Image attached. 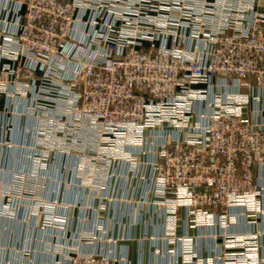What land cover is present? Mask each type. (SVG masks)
<instances>
[{
    "label": "built area",
    "instance_id": "2783aa9c",
    "mask_svg": "<svg viewBox=\"0 0 264 264\" xmlns=\"http://www.w3.org/2000/svg\"><path fill=\"white\" fill-rule=\"evenodd\" d=\"M261 3L0 0V136L14 132L9 116L33 123L25 131L31 144L0 138V151L31 145L35 162L36 149L77 156L76 172L88 170L85 184L99 191L115 164L136 172L149 154L163 240L178 243L181 264H264L253 234L224 232L226 251L204 260L190 238L175 236L181 209L197 227L264 213L254 175L264 170ZM28 171H16L11 185L23 184ZM22 200L29 207L12 201L3 208L13 217L24 206L35 217ZM35 202L40 209L43 201ZM57 219L62 232L67 223ZM93 239L84 232L48 252L63 264H115L80 249Z\"/></svg>",
    "mask_w": 264,
    "mask_h": 264
},
{
    "label": "crops",
    "instance_id": "0c3cea01",
    "mask_svg": "<svg viewBox=\"0 0 264 264\" xmlns=\"http://www.w3.org/2000/svg\"><path fill=\"white\" fill-rule=\"evenodd\" d=\"M258 10L264 12V3L259 4ZM260 97L263 102L264 94ZM4 107L5 101L1 98L0 110L3 111ZM9 118L13 123L14 132H2L0 137L9 139L15 145L31 144V139L27 138L25 131L30 129L33 123L23 118ZM29 154L25 147H14L9 153L10 169L15 172L29 170V161L26 159ZM66 157L68 156L62 157L60 161L64 163ZM152 158L149 154L141 155L139 160L143 164L138 166L136 172L129 169L125 163L115 164L104 191L98 194L79 186H73L62 197L56 194V200L59 199L63 204L71 202L72 205L71 209L60 210L68 220L62 232L39 229L35 226L34 219L22 209H18L14 217H0V248H3L0 250V262L56 264L59 260L63 264L62 258L46 250L49 243L54 242L51 234L78 236L88 232L96 236V239L92 244H80V249L112 258L115 264H181L178 243L171 245L163 240L162 207L153 204V200L157 198L153 194L151 171L145 164ZM254 175L256 183L264 188V170L256 169ZM60 186L56 184L55 189L60 190ZM17 204L26 206L23 202H14V206ZM262 209L264 210V197ZM249 220L252 222H248ZM224 232L229 235H256L259 256L264 259V213L252 219L237 215L235 222L226 227L220 226L218 222L197 227L190 225L184 209L179 211L175 236L190 238L193 242L192 250L198 258L204 260L225 252ZM171 248L175 249L174 253L169 252ZM26 252L27 255H22Z\"/></svg>",
    "mask_w": 264,
    "mask_h": 264
},
{
    "label": "rangeland",
    "instance_id": "374dc122",
    "mask_svg": "<svg viewBox=\"0 0 264 264\" xmlns=\"http://www.w3.org/2000/svg\"><path fill=\"white\" fill-rule=\"evenodd\" d=\"M3 139L5 141H9V139H5V138ZM27 147L30 154L29 157L28 156L26 157V159L29 161L28 172H30L29 175L31 177L22 179L24 180V183L20 185L18 184L11 185V182L14 180L13 177L16 172L10 169L11 157H9V153L14 148L10 146H6L3 147V149L0 151V217L9 216V213L5 208H3V206L10 205L12 201L13 204L14 202L17 203L27 202L22 200V198H27L30 200L29 202L32 203L31 205L32 207L30 206L32 212L35 213L36 215L35 217L33 216L31 217L34 218L35 226L41 230H46V229L59 230L53 227V224H55L56 220H58L57 218L64 219L65 223H68V220H66L67 217L63 214V212H60L61 208L71 209L72 205L71 202H67L66 204H63L59 201V199L56 200L57 197H54L56 194H58V197H62L64 196V193L71 190L73 186H79L81 188H85V190L86 191L88 190V192L90 191L96 192L97 194L100 191L97 190L98 188H96V190L93 188H88V185L85 184V181H90V179L92 178L91 176L92 174H90L88 170L85 169L76 172L77 158H78L77 156H68L66 157L64 163H62L60 159L66 156V154L60 151L57 152V148L50 149L51 151H49L48 154H46V156L43 155V150L36 149L35 151L41 153L36 156L37 161L38 160L39 161L35 162L33 160L31 161L32 159L31 149H34V147L31 145L30 146L27 145ZM49 147L52 148L51 146ZM43 149H45L44 146ZM82 166L83 165H80L81 169ZM56 184L61 185L60 190L58 191L55 189ZM103 189L104 188H102L101 191ZM38 200L43 202L40 203L41 204L40 209L34 210L35 208L34 205L36 203L35 201ZM18 206L20 205L17 204V206L15 207ZM26 206L29 207L28 204ZM23 207H21V209ZM26 213H28V211ZM79 235L77 236L72 234L67 236L65 234V236H62L60 234L53 233L51 234V236L52 238H54V242L53 243L50 242L49 245L51 246L53 244L59 243L57 241H60L61 243L60 239H65L63 240L64 243L66 242L69 244L71 243L73 244V242L75 243V241L79 239ZM2 249L3 248H0V250ZM46 250H48V248H46ZM27 254L28 252L22 255H27ZM0 264L2 263L0 262ZM14 264L16 263L14 262Z\"/></svg>",
    "mask_w": 264,
    "mask_h": 264
}]
</instances>
